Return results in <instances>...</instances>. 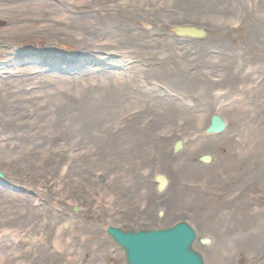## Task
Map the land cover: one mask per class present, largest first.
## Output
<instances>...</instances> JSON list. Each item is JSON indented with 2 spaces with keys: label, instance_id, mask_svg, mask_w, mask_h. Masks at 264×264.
Returning <instances> with one entry per match:
<instances>
[{
  "label": "rangeland",
  "instance_id": "obj_1",
  "mask_svg": "<svg viewBox=\"0 0 264 264\" xmlns=\"http://www.w3.org/2000/svg\"><path fill=\"white\" fill-rule=\"evenodd\" d=\"M74 12L82 14L85 9ZM180 26L197 27L179 24L166 29L165 34L190 45L208 42L211 55L217 56L216 63L211 66L207 62L194 71L195 74L207 73L205 75L217 82H198L186 109L164 107L159 110L183 113L177 120V130L166 132L177 137L167 136L166 143L160 145L146 141L154 137L158 141L160 131L125 132L127 137L121 135L124 139L117 140L106 150L112 159L84 161L72 156L46 164L0 163L4 176L0 179V256L12 250L17 255L12 264H126L122 250L108 238L106 227L126 228L129 221L125 216L130 210L136 211L148 203L147 210L153 217L134 225L135 229L162 228L176 221H186L198 235L193 248L205 264H264V212L237 217L227 205L231 204L228 199L233 200L234 191L241 189L245 195L257 192L255 189L264 185V50L247 54L241 45L243 36L239 34L224 39L227 48L224 50L218 45V38L202 27L197 28L206 32L204 38L179 37L174 29ZM136 29L140 31L139 36L152 30L147 23L139 24ZM31 33L14 41L0 38V82L18 80L25 86L27 95L38 85L13 75L22 65L47 66L50 74L61 75L78 73L88 67L97 74L123 77L130 81L121 85L128 87L133 97H160L169 94V88L173 89L164 70L160 72L157 64L148 65V60L141 59L139 54L125 58V63L121 64L117 56L110 54L111 47L102 46L93 53L70 36L53 38ZM113 40L111 36H98L96 41L98 45H110ZM135 62L142 64L140 71L134 69ZM131 71L135 74L131 75ZM13 86L8 89L9 94H22L19 89L12 90ZM143 86L160 93L147 90L139 93L138 88ZM135 109L137 105L128 106L125 111ZM24 115L31 126L33 115ZM213 115L225 120L227 130L219 136H206L204 131ZM38 126L34 124L33 129ZM0 134V140L18 141L15 134ZM139 134L150 136L146 140H135L134 136ZM79 140L64 138L57 144L66 145L69 150L79 144ZM178 140L183 141L184 148L174 155L173 146ZM45 142L41 139L32 143ZM75 149L79 150L76 155L85 154L82 146L76 145ZM204 155L211 156L210 164L200 162ZM157 174H164L169 181L163 193L156 190ZM247 182L260 187L248 189ZM261 191L264 193L260 188ZM9 194L13 200L8 197L5 202ZM186 199L198 201V214L188 210ZM257 199L251 198L250 202ZM11 201L12 205L8 203ZM75 208L78 212L73 211ZM256 210H264V203ZM160 211L164 216L158 219L155 215ZM203 239H210V244H202Z\"/></svg>",
  "mask_w": 264,
  "mask_h": 264
},
{
  "label": "bare ground",
  "instance_id": "obj_2",
  "mask_svg": "<svg viewBox=\"0 0 264 264\" xmlns=\"http://www.w3.org/2000/svg\"><path fill=\"white\" fill-rule=\"evenodd\" d=\"M80 8H84L85 12H74ZM61 9L64 13H61ZM145 23L152 30L139 36L140 31L136 28ZM179 24L206 29L218 38V45L224 50L227 49L224 39L234 34L243 36L241 45L247 54L264 50L262 0H58L56 4L38 0H0V38L14 41L23 34L32 35L31 32L53 38L70 36L93 53L99 51V47H111L110 50L116 52L109 51L110 54L117 56L121 64L125 63V58L139 54L141 59L148 60V65H159V71L164 70L173 86V89L169 88L170 95L133 97L129 88L121 85L130 81L123 77L97 74L88 67L78 73L61 75L50 74L47 66L22 65L13 75L26 82L32 80L38 87L32 88L27 95L25 86H21L18 80L0 82V133L15 134L18 139V143L0 140V163L23 164L34 161L46 164L72 156L84 161L112 159L106 150L117 140L124 139L125 132L160 131L158 141L156 137L146 140L150 135L134 136L135 140L156 141L160 145L166 143L167 136L176 138V134L166 132L177 130V120L182 118L183 113L159 110L164 107L186 109L190 106L188 102L198 82H217L205 75L207 73L195 74L194 71L207 62L211 66L216 63L214 60L217 56L214 53L211 55L208 42H193L194 45H190L165 34L166 29ZM98 36H111L115 41L110 42V45H98ZM118 50L125 51L120 53ZM133 64L134 69L140 71L142 64ZM129 73L135 74L134 71ZM12 86V90L19 89L22 94H9L8 89ZM146 90L158 92L155 88H138L139 93ZM136 105L138 109L126 113L128 106L132 108ZM24 114L33 115L30 118L31 126ZM36 123L39 126L33 129ZM71 137L80 139L76 145L82 146L85 154L81 152L76 155L75 152L79 151H75L76 145L69 150L66 145L58 146L60 139ZM41 139L46 142L33 145L34 140ZM247 184L248 189L260 187ZM260 188L264 191V185ZM260 188L255 189V193L247 192L245 195L241 189L234 191L231 195L233 200L228 199L231 204L227 205L237 217L264 212L250 206L264 203V193L260 192ZM8 197L13 200L9 194L7 198L4 197L5 202ZM251 198L258 199L250 202ZM244 202L247 203L246 207ZM8 203L12 205L13 201ZM186 205L190 212L198 214L200 206L197 200L188 199ZM16 259L17 255L11 250L0 256V264H12Z\"/></svg>",
  "mask_w": 264,
  "mask_h": 264
},
{
  "label": "water",
  "instance_id": "obj_3",
  "mask_svg": "<svg viewBox=\"0 0 264 264\" xmlns=\"http://www.w3.org/2000/svg\"><path fill=\"white\" fill-rule=\"evenodd\" d=\"M174 32L181 37L204 38L207 35L204 30L192 26L177 27ZM225 128L224 120L213 115L205 133L220 134ZM182 148V141H177L174 153L177 154ZM200 161L210 163L211 157L205 155ZM3 177L0 172V178ZM157 181L160 184L159 190H164L167 185L166 178L159 175ZM108 234L124 250L128 264H204L202 256L192 248L197 238L196 232L184 222L166 230L139 233L122 232L110 227ZM208 243V239L202 240V244Z\"/></svg>",
  "mask_w": 264,
  "mask_h": 264
},
{
  "label": "flooded vegetation",
  "instance_id": "obj_4",
  "mask_svg": "<svg viewBox=\"0 0 264 264\" xmlns=\"http://www.w3.org/2000/svg\"><path fill=\"white\" fill-rule=\"evenodd\" d=\"M155 183V181H154ZM156 184V183H155ZM157 190V189H156ZM142 191V190H141ZM158 192V191H157ZM81 198L83 199V197L81 196ZM133 198V197H132ZM131 198V199H132ZM188 199H186L184 202H186ZM234 202V201H233ZM260 204H254V205H250V206H255L253 209H258V206ZM149 208L148 203L144 204L142 206H139L138 209L135 211L134 209H131L129 214L127 216H125V219H127V221H129V226H127L126 228H122L123 230H127V231H140V230H148V229H163L166 227H152V228H148V227H137L136 229L134 228V225H138L141 224L143 220H147L150 217H153V215L150 214V210H147ZM74 212H78V209H74ZM158 219L163 218L164 213L163 212H158L157 215H155ZM88 220V218H87ZM86 220V221H87ZM90 222V220H88ZM175 222H173L172 224H170L169 226L173 225ZM168 227V226H167ZM120 228V227H119Z\"/></svg>",
  "mask_w": 264,
  "mask_h": 264
}]
</instances>
